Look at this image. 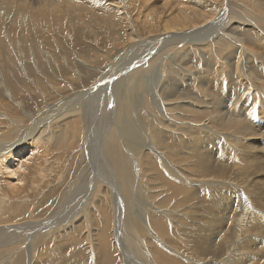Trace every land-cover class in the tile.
I'll list each match as a JSON object with an SVG mask.
<instances>
[{"label":"rangeland","instance_id":"rangeland-1","mask_svg":"<svg viewBox=\"0 0 264 264\" xmlns=\"http://www.w3.org/2000/svg\"><path fill=\"white\" fill-rule=\"evenodd\" d=\"M125 1L0 0V149L34 137L21 149L27 162L17 175L11 169L21 160L0 153V264H264V0ZM181 23L182 37L194 29L214 33L174 43L170 26ZM165 36L167 44L155 47ZM200 109L213 118L207 126L203 115L195 117ZM119 113L135 124L133 137L144 148L119 135ZM42 117L48 121L39 124ZM114 138L115 158L132 183L108 166ZM197 146L201 156L210 154L203 168L221 175L198 176ZM154 151L168 165L159 161L158 169L188 187V198L143 168L144 156L156 161ZM125 194L137 220L127 226L135 231L129 243L119 226ZM149 217L161 218L165 231L151 228ZM71 222L84 228L67 232ZM97 226L115 247L102 250ZM150 245L165 258L157 260Z\"/></svg>","mask_w":264,"mask_h":264},{"label":"bare ground","instance_id":"bare-ground-1","mask_svg":"<svg viewBox=\"0 0 264 264\" xmlns=\"http://www.w3.org/2000/svg\"><path fill=\"white\" fill-rule=\"evenodd\" d=\"M38 0H32V3L33 4H38V2H37ZM81 1V0H80ZM127 2H128V0H126ZM125 1V2H126ZM131 1V0H130ZM72 2V1H71ZM123 2V1H122ZM131 2H133V1H131ZM119 4V3H118ZM121 5V4H120ZM178 5V4H177ZM102 6V5H101ZM110 6H112V8L113 9H116L117 8V5H113V4H111ZM125 6V5H124ZM169 6V5H168ZM132 7V6H131ZM150 14V13H149ZM152 15V14H151ZM178 17V16H177ZM184 18V17H183ZM151 19V18H150ZM186 19V18H185ZM185 19H181L182 21L183 20H185ZM177 21H178V18H177ZM176 21V22H177ZM188 21V20H187ZM213 21V19H210V20H208V21H206L205 23H204V25H206V24H209V23H211ZM220 22H221V19H220ZM178 23V22H177ZM182 24V23H181ZM218 24V23H217ZM216 24V25H217ZM216 25H214L211 29H213L214 27L216 28ZM149 27H151V26H149ZM170 27H172V28H170L169 30L171 31V32H173V31H175V32H173V33H177L178 34V38H176L177 40H175V41H172V42H174V43H176L177 41L179 42L180 41V37H182V36H180L182 33H179L178 31H180L179 29H183L184 27H185V23H183L182 24V26H179V25H177V24H171V26ZM219 27V26H218ZM169 28V27H168ZM198 29L199 28H201V27H197ZM167 29V28H166ZM195 30L196 29H194V30H192V31H190V32H188L189 34H186V36H184V37H182V42H186V41H193V40H196L197 42H202V41H204L203 40V37L205 36V37H210L213 33H214V31L213 32H211L209 29L204 33V32H197V33H195ZM184 31V30H183ZM197 31V30H196ZM184 34V33H183ZM167 37L165 36V37H161V38H156L157 40H155V47H157V46H159L160 47V44L162 45V43H166V39ZM132 39H133V37H132ZM134 39H136V38H134ZM179 39V40H178ZM135 41V40H134ZM148 42V41H147ZM188 42V43H189ZM196 42V43H197ZM239 42V41H238ZM171 43V42H170ZM194 43V42H193ZM146 44H148V43H146ZM153 44V43H152ZM167 44V43H166ZM192 44V43H191ZM145 45V44H144ZM151 45V44H150ZM169 45V44H168ZM144 47V46H143ZM161 47H163V46H161ZM130 49V48H129ZM229 49V48H228ZM231 51V50H230ZM125 52V51H124ZM226 52V51H225ZM126 54V53H125ZM129 54V53H128ZM128 54L127 55H125V57L126 56H128ZM243 54V53H242ZM227 55H230V54H227L226 53V56ZM135 58V57H134ZM231 58V57H230ZM134 60V59H133ZM239 60V59H238ZM140 61H141V59L138 61V62H135V65H138V64H140ZM132 62V61H131ZM115 75V74H114ZM146 78H144V80H145ZM116 82V81H115ZM215 85H217V84H215ZM211 86H213V85H211ZM243 89L245 88L244 87V85H243V87H242ZM135 90H136V88H135ZM250 90H252L251 88H250ZM250 90L248 89V88H246V91H245V94H248L249 92H250ZM173 91V90H172ZM161 92V91H160ZM234 92V91H233ZM233 92H232V94H233ZM235 93V92H234ZM126 94V93H125ZM132 94V93H131ZM146 94V93H145ZM168 94H170V93H168ZM153 95V94H152ZM159 95V94H158ZM173 95H174V92H173ZM234 95V94H233ZM233 95L231 96V94H230V96L231 97H233ZM128 96H130L129 94H128ZM161 96V95H160ZM133 96L131 95L130 96V98H132ZM137 97V96H136ZM142 97V96H141ZM173 97V96H172ZM121 98V97H120ZM135 98V97H134ZM143 98V97H142ZM171 98V97H170ZM123 99H125V98H123ZM122 99V100H123ZM135 99H137V98H135ZM161 99V98H160ZM165 99V98H164ZM186 99V97H184L183 98V100H185ZM193 99V98H192ZM130 100V99H129ZM158 100V99H157ZM174 100L175 99H170V100H168V102H170V103H172V102H174ZM142 101V100H141ZM165 101V100H164ZM195 101H196V99H195ZM199 101L200 100H198L197 99V101L195 102V103H193L192 105H189V106H191V107H194L196 104H199ZM125 102H126V100H125ZM190 102V101H189ZM127 103V102H126ZM135 103V102H134ZM142 103V102H141ZM163 103V102H162ZM161 103V104H162ZM164 103H166V101L164 102ZM163 103V104H164ZM177 103V102H176ZM129 104V103H128ZM162 104V105H163ZM166 104H168V103H166ZM185 104V103H184ZM135 105V104H134ZM184 107H188V105L187 104H185V105H183ZM200 106V105H199ZM134 107V106H133ZM162 107V106H161ZM168 107H170V106H168ZM168 107H167V109H168ZM173 107H176V106H174L173 105ZM184 107H182V105H181V110H182V112L183 111H185V108ZM190 107V108H191ZM219 107V106H218ZM67 108V107H66ZM126 108V107H125ZM216 108V107H215ZM64 109V108H63ZM202 109V108H201ZM197 110L196 111V116L195 117H197V116H204L207 112H206V110ZM212 109V108H211ZM210 109V110H211ZM126 110H128V109H126ZM170 110H171V107H170ZM179 110V109H178ZM55 111H58V113L59 112H61L62 110H60L59 109V107H57L56 109H55ZM164 111H169V109L168 110H164ZM173 111H175V109L173 110ZM172 111V112H173ZM208 111V110H207ZM213 111H214V109H213ZM217 111V110H216ZM171 112V113H172ZM176 112V111H175ZM220 112V111H219ZM58 113H56V115L58 114ZM94 113H95V111H94ZM178 113V112H177ZM185 113H186V111H185ZM184 113V114H185ZM189 113V112H188ZM50 114V113H49ZM169 114V113H168ZM174 114V113H173ZM178 114H180V115H182L181 113H178ZM208 114H210V112H208ZM54 115V114H53ZM53 115L52 116H50L49 115V117H47V119H49V121H50V118H52L53 117ZM192 115V114H191ZM211 115H213V114H211ZM216 115V114H215ZM179 116V115H178ZM184 116V115H183ZM186 116V115H185ZM39 117H41V116H39ZM129 118L130 117H128L126 114H121V113H119L118 114V118H117V124L119 125V132H120V134L119 135H121V137L123 138V139H125L126 140V142L129 140V139H131V142L134 144V143H137L136 145L139 147V149L140 148H144V146H141L140 145V142L138 141L139 140V138L138 137H133V135L135 134V131H134V129H133V126L135 125H133L132 126V122L129 120ZM176 118V117H175ZM179 118H180V116H179ZM191 118V117H190ZM194 118V117H193ZM204 118H205V116H204ZM215 118V117H214ZM217 118V117H216ZM42 119H44V120H42ZM42 119L39 121V124L40 123H45L46 122V120L47 119H45V118H43L42 117ZM192 119V118H191ZM197 119V118H196ZM201 119V118H200ZM212 119V121H213V118H208V119H204L203 120V124L204 125H208V122H210V120ZM219 119V118H218ZM218 119H214V120H218ZM263 119V118H262ZM71 120V119H70ZM93 120V119H92ZM184 120V119H183ZM220 120V119H219ZM36 121V120H35ZM38 121V120H37ZM48 121V120H47ZM91 121V120H90ZM164 121V120H163ZM190 121V120H189ZM216 123H217V121H215ZM220 123H221V121H219ZM93 123V122H92ZM101 123V122H100ZM161 123V122H160ZM163 123V122H162ZM196 123H198V122H196ZM200 123V122H199ZM212 123V122H211ZM36 124H38V123H36ZM190 124H193V122L192 123H190ZM212 124H214V122L212 123ZM218 124V123H217ZM146 125V124H145ZM195 125V124H194ZM200 125V124H199ZM138 126V125H137ZM144 126V125H143ZM193 126V125H192ZM213 125H211L210 127H212ZM195 127V126H194ZM199 127V126H198ZM101 128V127H100ZM135 128H137V127H135ZM213 128V127H212ZM211 128V129H212ZM169 129V128H168ZM197 129V128H196ZM201 129V128H200ZM210 129V131H212ZM193 130V129H192ZM247 130V129H246ZM252 130V129H251ZM90 131V130H89ZM92 131V130H91ZM137 131V130H136ZM174 131V130H173ZM210 131H208V133H210ZM241 131H243V129L241 130ZM245 131V130H244ZM248 131H249V129H248ZM184 132H186V131H184ZM193 132V131H192ZM30 133H31V135L34 133V130L32 129L31 131H30ZM198 133V132H197ZM245 133H247V132H245ZM250 133H252V132H250ZM42 134V133H41ZM40 134V135H41ZM44 134V133H43ZM55 134V133H54ZM180 134V133H179ZM207 134V133H206ZM205 134V135H206ZM241 135H242V133H240ZM36 135V134H35ZM34 135V136H35ZM53 135V134H52ZM123 135V136H122ZM185 135H187V134H185ZM184 135V136H185ZM252 135V134H251ZM23 136V135H22ZM151 136V135H150ZM171 136V135H170ZM194 136V135H193ZM192 136V137H193ZM31 136H28V135H26V136H24L23 138L21 137L20 139H19V141H17V142H15V144L13 143L12 145H8V146H5V148L3 149L2 148V150L4 151V153L7 151V153L9 152V154L11 155H14V156H16L17 158H18V162L21 160V163H20V165H19V167L16 169V170H13L14 168H12L11 170V172H13L15 175H17V173H18V171H20V170H22V168H23V166L25 165V164H23V161H24V163H25V161L27 162V159H25V157H26V154H23L22 153V148H24V146L26 145V144H30L29 142H33L34 141V137L33 138H30ZM42 137V136H41ZM53 136H51V138H52ZM133 137V138H132ZM197 137V136H196ZM254 137H256L255 135H254ZM39 138V136H38V134H37V139ZM145 138L147 139V141H148V137H147V135L145 134ZM188 139H189V137H187ZM198 138V137H197ZM202 138V137H201ZM36 139V140H37ZM152 139V138H151ZM183 139H184V137H183ZM192 139V138H191ZM243 139V138H242ZM144 140V139H143ZM186 140V139H185ZM200 140H202V139H200ZM212 140V139H211ZM56 141H57V139H56ZM121 141H122V139H121ZM180 141H182V140H180ZM180 141H179V143H180ZM192 141H194V140H192ZM263 141V140H262ZM45 142V141H44ZM51 142V141H50ZM185 142V141H184ZM195 142V141H194ZM34 143V142H33ZM37 143V142H36ZM121 143H123V141L121 142ZM153 143V142H152ZM183 143V142H182ZM205 143V142H204ZM43 144V143H42ZM192 144V143H191ZM205 144H207V143H205ZM208 144H209V142H208ZM256 144V143H255ZM255 144H254V146H255ZM259 144V143H258ZM116 145V139L114 138L113 139V141H112V143L110 144V146L109 147H113V149H114V151H113V154H112V156L110 157V159L108 160L109 162H108V166H109V168L111 167V168H113V172H115V177L116 176H118V177H120V178H122L123 180L124 179H126L127 180V183H129L128 181H129V179L131 180V183H132V177H133V175H131V177L127 174V170L126 169H123V168H125L124 167V165H122V162H118L117 161V159L115 158V149H116V147L117 146H115ZM142 145H145V144H142ZM185 145V144H184ZM199 145V144H198ZM252 145V144H251ZM257 145V144H256ZM261 145V144H260ZM27 146V145H26ZM180 146H182V144L180 145ZM200 146V145H199ZM253 146V147H254ZM259 146V145H258ZM123 147V146H122ZM176 148H177V145L175 146ZM185 147V146H184ZM249 147V146H248ZM252 147V148H253ZM257 147V146H256ZM13 148H15L13 151H11ZM30 148V147H29ZM92 148V150H95L94 151V153L96 152V148L95 147H91ZM127 148H129L130 150H131V152H130V154H132L133 153V150H132V148L130 147V146H128V144H127ZM152 148V146L151 145H149L148 146V150H150ZM173 148V147H172ZM186 148V147H185ZM197 149H195L196 150V152H195V157H194V159L195 160H197V166H196V172H199L200 173V175H198L200 178H202V179H204V178H206V177H208L209 175H211V176H209V178L208 179H212V178H215L216 176H219V175H221V173H222V169H215V167H213L212 169H209V168H203L204 167V165L205 164H208V163H206L204 160H203V156L205 155H203V156H201L200 154H199V152H201V151H203L202 149H201V151H199V149H198V146L196 147ZM261 148V147H260ZM260 148L258 147V149L260 150ZM28 149V148H27ZM123 149V148H122ZM138 149V150H139ZM178 149V148H177ZM177 149H175L174 148V150H177ZM180 150L179 151H182V149L181 148H179ZM2 150L0 149V153H3L2 152ZM10 150V151H9ZM152 150V149H151ZM150 150V151H151ZM157 150H159L158 148H157ZM193 150H194V148H193ZM207 150V149H206ZM205 150V151H206ZM208 150H210V149H208ZM208 150H207V152H208ZM253 150V149H252ZM252 150L250 149V151H251V153H252ZM128 151V150H127ZM126 151V152H127ZM163 151V150H162ZM123 152V151H122ZM152 152V151H151ZM261 152H263V151H261ZM261 152H259V153H261ZM28 154H31V151L29 150L28 152H27ZM119 153V152H118ZM153 153V152H152ZM154 153H155V155L156 156H154L155 157V159H156V161L154 160V159H152V158H150V157H148V156H144V160L146 161V164L144 165V167L143 168H146V170H147V173H149V172H151V173H153V180L154 181H156L158 184H159V186H165V185H168L170 188H171V190H172V192L174 193V194H177V195H180V193H185L186 194V197L188 198V192L187 191H189V188L187 187L186 188V186H184V185H181V183H177V182H174V181H172V180H170V179H166L167 177H165L164 176V172L162 171H160L158 168H160L159 166V161H160V164L162 163L161 161H164V159H161V155L160 154H158L156 151H154ZM164 153V152H163ZM166 153V152H165ZM183 153V152H182ZM181 153V154H182ZM185 154H186V151L184 152ZM206 153V152H205ZM208 153H211V152H208ZM150 154V153H149ZM188 154V153H187ZM186 154V155H187ZM192 154V153H191ZM256 154H258L257 152H256ZM117 155V154H116ZM136 155H138V153L136 154ZM141 155V154H140ZM139 155V156H140ZM175 155V154H174ZM176 155H177V153H176ZM252 155V154H251ZM253 155H255V154H253ZM259 155V154H258ZM28 156V155H27ZM119 156V155H118ZM122 156V155H121ZM179 156H180V153H179ZM179 156H177V157H179ZM208 156H210V154H208ZM208 156H204V159H205V157L207 158ZM107 157V156H106ZM152 157H153V155H152ZM153 157V158H154ZM166 157V156H165ZM181 157V156H180ZM182 157H183V155H182ZM250 157V156H249ZM253 157L254 156H252V159H253ZM256 157V156H255ZM259 157H261L260 155H259ZM263 157H264V154H263ZM251 158V157H250ZM24 159V160H23ZM257 159V158H256ZM258 159H260V158H258ZM4 160V159H3ZM191 160V159H190ZM208 160V159H207ZM254 161H255V159H253ZM188 161V160H187ZM246 161V160H245ZM248 161V160H247ZM249 161H250V159H249ZM254 161H252V162H254ZM117 162V163H116ZM0 163H1V161H0ZM187 163V162H186ZM189 163V162H188ZM191 163V162H190ZM141 164V163H140ZM168 164V163H167ZM245 164V163H244ZM161 165H163L164 167H167L168 165H165V164H161ZM185 165V164H184ZM191 165H192V163H191ZM194 165V164H193ZM208 165H210V164H208ZM221 165V164H220ZM18 166V165H17ZM186 166H188V165H186ZM245 166V165H244ZM7 167V166H6ZM15 167H16V165H15ZM246 167V166H245ZM114 168H115V170H114ZM127 168H129V167H127ZM163 168V167H162ZM179 168H180V166H179ZM220 168H221V166H220ZM167 169H170V168H166V170ZM176 169V168H175ZM174 169V170H175ZM178 169V168H177ZM237 169V168H236ZM96 170V169H95ZM105 170V169H104ZM163 170H165V168L163 169ZM189 170V169H188ZM237 170H239V169H237ZM234 171V170H233ZM176 172V171H175ZM180 172V171H179ZM182 172H183V170H182ZM102 173V172H101ZM100 173V174H101ZM204 173V174H203ZM212 173H216V175H212ZM236 173H237V171H236ZM259 173V172H258ZM99 174V175H100ZM130 174H132L131 172H130ZM169 174V173H168ZM170 174H171V172H170ZM169 174V176L171 177L172 175H170ZM172 174H174L173 172H172ZM176 174V173H175ZM174 174V175H175ZM189 174V173H188ZM231 174H233V173H231ZM127 175H128V177H127ZM166 175V174H165ZM180 175V174H179ZM178 175V176H179ZM182 175V174H181ZM181 175H180V177H181ZM185 175V174H184ZM183 175V176H184ZM176 176V175H175ZM187 176V175H186ZM177 177V176H176ZM191 177V176H190ZM103 178H104V176H103ZM109 178H111V177H109ZM186 178V177H185ZM222 178V177H221ZM248 178V177H247ZM15 179V178H14ZM104 179H106V177L104 178ZM108 179V178H107ZM152 179V178H151ZM110 180V179H109ZM117 180V179H116ZM149 180H150V178H149ZM245 180V179H244ZM108 181V180H107ZM193 181V180H192ZM194 181H196V180H194ZM150 182V181H149ZM148 182V183H149ZM246 182V181H245ZM185 183V182H184ZM200 183V182H199ZM198 183V184H199ZM231 183V185H232V182H230ZM15 185V184H14ZM114 185V184H113ZM152 185V184H151ZM157 185V184H156ZM200 185V184H199ZM149 186V185H148ZM196 186V185H195ZM84 189V188H83ZM133 189H134V187H133ZM167 189V188H166ZM193 189V188H192ZM81 190V189H80ZM185 190H187V191H185ZM82 191V190H81ZM130 192H132V188H131V186H130ZM193 192V191H192ZM80 194V193H79ZM88 194V193H87ZM151 194V193H150ZM199 194V193H198ZM85 195V194H84ZM90 195V194H89ZM164 196H166V195H164ZM135 197L136 196H134V204L136 205V201H137V199H135ZM151 197V196H150ZM127 196H126V194L124 195V197L122 198V210H121V217L123 216V218H124V221H122V220H120L119 219V226L120 227H122V233L125 235V237H124V241L126 242V243H129V237H130V234H133V233H135V231L134 230H130V234L129 233H127L126 231H127V226H131V227H133V221L134 222H136L137 220L135 219V217L133 216V213H135V209H130L129 208V204H128V202H127ZM178 199V198H177ZM125 202V203H124ZM124 203V204H123ZM137 203H139V201H137ZM225 203V202H224ZM263 204V203H262ZM213 206V205H212ZM216 206V205H215ZM80 207V206H79ZM241 207V206H240ZM79 209V208H78ZM92 210V209H91ZM108 210V209H107ZM136 210L138 211V209H137V207H136ZM139 210H140V208H139ZM81 211V210H80ZM95 211H96V209H95ZM99 211V210H98ZM185 211V210H184ZM223 211V210H222ZM221 211V212H222ZM223 213V212H222ZM93 214H94V212H93ZM92 214V215H93ZM99 214V213H98ZM187 214V213H186ZM221 214V213H220ZM100 215V214H99ZM116 215V214H115ZM223 215V214H222ZM221 215V216H222ZM257 215V214H256ZM252 216V215H251ZM79 217V216H78ZM82 216H80L79 217V219L81 218ZM88 217V216H87ZM94 218H95V216H93ZM127 217V219L125 220V218ZM248 218H250V216H247ZM92 218V217H91ZM113 218H114V216H113ZM113 218L111 219V220H113ZM116 218H118V217H116ZM120 218V217H119ZM245 218V217H244ZM247 218V219H248ZM66 219V218H65ZM73 219H74V217H73ZM78 218H77V220H79ZM106 219H108V218H106ZM243 219V218H242ZM251 219V218H250ZM250 219H249V221H250ZM260 219V218H259ZM262 219V218H261ZM64 220V219H63ZM75 220V219H74ZM90 220V218L88 219V221ZM118 220V219H117ZM136 220V221H135ZM186 220V219H185ZM227 220V219H226ZM256 220V219H255ZM264 220V219H263ZM73 221V220H72ZM101 221V220H100ZM219 221V220H218ZM254 221V220H253ZM257 221V220H256ZM63 222V221H62ZM82 222H84V221H82ZM90 222H92V221H90ZM99 222V221H98ZM105 222H106V220H105ZM107 222H108V220H107ZM120 222H122V225H121V223ZM149 224H150V226H151V228H153V229H157L158 231H161V232H163V231H165V225H164V221L161 219V218H151V217H149ZM261 222H262V220H261ZM73 222H71L70 224H72ZM97 223V222H96ZM102 223V222H101ZM218 223V222H217ZM244 223V222H243ZM256 223V222H255ZM66 224V223H65ZM67 224H68V222H67ZM83 224V223H82ZM82 224H77V225H75L74 223L72 224V226H71V228L69 227L68 229V231L67 232H76L77 233V231L76 230H78V228L80 227L81 228V230H82V228H84V226L82 225ZM103 224H104V222H103ZM118 224V223H117ZM223 224H224V222H223ZM225 224H227V223H225ZM262 224V223H261ZM97 225V224H96ZM105 225H107V223L105 224ZM215 225V224H214ZM220 225V224H219ZM232 225V224H231ZM237 225V224H236ZM67 226V225H66ZM78 228H77V227ZM89 226V225H88ZM235 226V225H234ZM92 227V226H91ZM97 227H99V226H97ZM115 227H117V226H115ZM124 227V228H123ZM136 227V226H135ZM212 227V226H211ZM240 227V226H239ZM262 227V226H261ZM100 228V231L102 232V234L104 235V236H102V237H104V238H102V237H100L101 238V247H102V250L104 251V252H106L107 251V246L106 245H108V248H112V247H115L114 245H112V247H111V245H110V241H109V237H108V231L105 229V227L104 228H102L101 226L99 227ZM208 228V227H207ZM219 228H221V227H219ZM223 228V227H222ZM227 228V227H226ZM57 229V228H56ZM74 229H76V230H74ZM85 229H86V226H85ZM84 229V230H85ZM211 229H213V228H211ZM233 229V228H232ZM242 229V228H241ZM258 229V228H257ZM260 229V228H259ZM80 230V231H81ZM218 230V229H217ZM222 230V229H221ZM240 230V229H239ZM98 231V230H97ZM99 231V233H101ZM212 231V230H211ZM226 231V230H225ZM86 232V231H85ZM88 232V231H87ZM86 232V233H87ZM91 232V231H90ZM117 232V231H116ZM240 232H242V230L240 231ZM262 232H263V230H262ZM84 232H82V234H83ZM243 233H245V232H243ZM81 234V235H82ZM110 234V233H109ZM216 234V233H215ZM224 234V233H223ZM246 234H248V233H246ZM251 234V233H250ZM67 235V234H66ZM92 235H94V233H92ZM95 235H98V234H95ZM244 235V234H243ZM256 235V234H255ZM262 235H264V234H262ZM83 237L82 238H86V236L85 235H82ZM89 236V235H88ZM91 236V235H90ZM228 236V235H227ZM245 236V235H244ZM251 236V235H250ZM254 236V235H253ZM252 236V237H253ZM81 237V236H80ZM91 237H95V236H91ZM214 237H215V235L210 239V242H212V240H214ZM217 238H218V236H216ZM249 237V236H248ZM263 237V236H262ZM216 238V239H217ZM256 238V237H255ZM202 239H204L203 237H202ZM215 239V240H216ZM220 240H221V238H219ZM231 239V238H230ZM257 239H259V238H257ZM264 239V238H263ZM15 240V239H14ZM96 240V239H95ZM225 240V239H224ZM248 240H250V238L248 239ZM247 240V241H248ZM10 241V240H9ZM97 241H98V239H97ZM106 241H108L107 243H106ZM206 241V240H205ZM218 241V239L216 240V242ZM222 241V240H221ZM241 241V240H240ZM252 241H253V239H252ZM260 241V240H259ZM259 241H258V243H259ZM262 241V240H261ZM99 242V241H98ZM210 242H208V243H210ZM215 242V243H216ZM245 242V241H244ZM222 243V242H221ZM248 243V242H247ZM250 243V242H249ZM106 244V245H105ZM202 244H203V242H202ZM207 244V243H206ZM264 244V243H263ZM99 245V244H98ZM217 245V244H216ZM245 245H246V243H245ZM255 245H256V243H255ZM208 246V245H207ZM220 246H221V244H220ZM223 246V245H222ZM249 246H251V245H249ZM249 246H247V248H249ZM150 247H151V250L153 251V252H151V254L154 256V257H156V259L157 260H161V259H163V258H165V256L163 255V253H162V251H159L156 247H154V246H152V245H150ZM216 247V246H215ZM243 247H246V246H244L243 245ZM250 249V248H249ZM263 250H264V248H262ZM212 251V250H211ZM256 251H258V249L256 250ZM245 252H248V251H245ZM259 252V251H258ZM263 251L261 250V254H263L262 253ZM257 254H259V253H257ZM261 254H260V256H261ZM214 255V254H213ZM218 255V254H217ZM254 255H256V254H254ZM199 256V255H198ZM203 256V255H202ZM221 256V255H220ZM258 257V256H257ZM218 258V257H217ZM259 258V257H258ZM262 258V257H261ZM263 258H264V256H263ZM132 259V258H131ZM204 259V258H203ZM206 259V258H205ZM226 259V258H225ZM232 260V259H231ZM246 260H248V259H246ZM215 261V260H214ZM258 261H259V259H258ZM263 261V260H262ZM224 262V261H223ZM227 262V261H226ZM248 262V261H247ZM253 262V261H252ZM214 263V262H213ZM240 263V262H239ZM256 263V262H255ZM257 263H259V262H257ZM256 263V264H257ZM222 264V263H221ZM225 264V263H224ZM228 264V263H227ZM232 264V263H231ZM235 264V263H234ZM241 264V263H240ZM242 264H244L243 262H242ZM253 264V263H252ZM263 264V263H262Z\"/></svg>","mask_w":264,"mask_h":264}]
</instances>
